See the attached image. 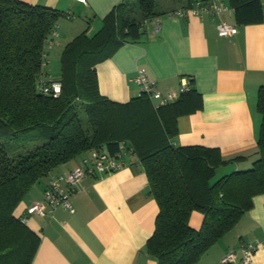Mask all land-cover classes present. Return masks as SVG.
Masks as SVG:
<instances>
[{"label": "trees", "instance_id": "obj_1", "mask_svg": "<svg viewBox=\"0 0 264 264\" xmlns=\"http://www.w3.org/2000/svg\"><path fill=\"white\" fill-rule=\"evenodd\" d=\"M228 4L237 25L264 21L262 0ZM125 6L113 8L95 33L85 30L65 44L55 79L44 69L47 41L64 14L0 0V264L32 263L40 238L14 216L15 208L56 168L92 149L105 148L117 158L123 144L124 159L137 157L158 207L146 241L157 264H195L251 209L253 197L264 194V86L257 91L256 159L215 181L219 166L243 157L222 160L214 149L174 144L177 119L193 111L195 90L156 108L144 94L125 103L100 94L96 66L138 40L144 21L157 16L155 0H139L133 18ZM40 81L59 82L58 96L42 93ZM4 138L41 143L11 157ZM192 212L202 215L197 230L189 225Z\"/></svg>", "mask_w": 264, "mask_h": 264}, {"label": "crops", "instance_id": "obj_2", "mask_svg": "<svg viewBox=\"0 0 264 264\" xmlns=\"http://www.w3.org/2000/svg\"><path fill=\"white\" fill-rule=\"evenodd\" d=\"M20 1L64 14L57 25L60 41L56 38L53 44L60 46L85 30L95 33L113 8L127 7L130 0ZM210 1L222 8L219 13L189 12L197 2ZM154 9L156 18L144 21L138 40L124 44L96 66L100 94L119 103L137 97L133 78L140 67L161 93L176 92L187 80L195 90L193 111L178 117L174 144L214 149L222 160L243 157L219 166L222 175L250 168L261 123L256 105L257 91L264 86V21L237 25L228 0H155ZM175 11L183 16L169 15ZM219 20L235 25L237 33L218 36ZM49 49L52 46L46 59ZM86 156L73 158L36 184L14 216L42 202L46 184L80 165ZM124 161V167L113 173L87 174L69 194L72 212L59 207L51 216L26 219V226L40 238L31 264H157L146 250V241L158 207L137 157L130 155ZM62 188L67 191L63 184ZM201 223L202 215L192 212L190 227L197 230ZM256 241L261 245L249 264H264V194L253 197L251 209L195 264H220L231 250L240 259L241 246Z\"/></svg>", "mask_w": 264, "mask_h": 264}, {"label": "built area", "instance_id": "obj_3", "mask_svg": "<svg viewBox=\"0 0 264 264\" xmlns=\"http://www.w3.org/2000/svg\"><path fill=\"white\" fill-rule=\"evenodd\" d=\"M222 8L217 6L215 1L207 3L197 2L193 8L189 9V12L193 14L199 13H211L217 14ZM169 15L183 16L181 11H175L169 13ZM155 30L158 29L157 22L154 25ZM216 30L220 37H232L237 33L235 25L225 21H218L216 24ZM53 39L47 41L48 47L53 46L54 40L57 38V33H52ZM133 81L139 88L138 95L144 94L151 101L154 108L164 105L169 102H173L178 96L190 89L189 81L182 80L180 87L176 92L161 93L156 89L155 81L148 78L145 68H137L136 75ZM38 88L42 93H51L54 97L58 96L60 92V83L52 82L48 83L40 81ZM120 148L125 155V148L123 144H120ZM122 156L117 158L110 156L105 148L92 149L88 152L87 156L82 158L81 164L74 167L71 171L64 175L52 178L49 181V185L43 193L42 202L33 203L28 206L23 214L18 216L20 220L25 223L26 219L30 215H52L53 212L62 207L72 212V208L69 202V194L75 190L77 184L87 175L98 173L100 175H107L113 173L125 165V159ZM62 184L67 188L65 191L62 188ZM261 244L259 242H250L243 244L240 249L241 258L238 259V252L235 250L228 251L221 259L220 264H249L252 259L253 253L256 248Z\"/></svg>", "mask_w": 264, "mask_h": 264}, {"label": "rangeland", "instance_id": "obj_4", "mask_svg": "<svg viewBox=\"0 0 264 264\" xmlns=\"http://www.w3.org/2000/svg\"><path fill=\"white\" fill-rule=\"evenodd\" d=\"M138 2L139 0H130L127 6L128 13L130 14V18L137 17L139 15L138 12ZM121 13H123L121 11ZM58 31V30H57ZM70 39V38H69ZM56 41H60V39H56ZM70 41V40H69ZM66 42L61 44L60 46H56L57 44L52 46V50L49 49V55L46 59L45 56V64L44 69L55 79H58L60 74V54L65 46ZM48 50V49H47ZM8 154L11 157H16L19 154H24L26 151L34 148L35 146L39 145L41 141H31L27 139H6L2 140ZM222 176L220 174L219 169H216L215 176L213 181L219 179Z\"/></svg>", "mask_w": 264, "mask_h": 264}]
</instances>
